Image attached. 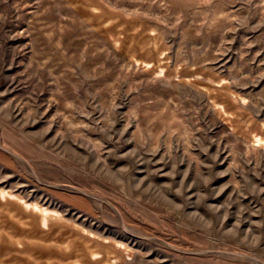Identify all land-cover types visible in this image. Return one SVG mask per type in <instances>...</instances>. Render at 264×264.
<instances>
[{"label": "rangeland", "instance_id": "obj_1", "mask_svg": "<svg viewBox=\"0 0 264 264\" xmlns=\"http://www.w3.org/2000/svg\"><path fill=\"white\" fill-rule=\"evenodd\" d=\"M0 264H264V0H0Z\"/></svg>", "mask_w": 264, "mask_h": 264}]
</instances>
